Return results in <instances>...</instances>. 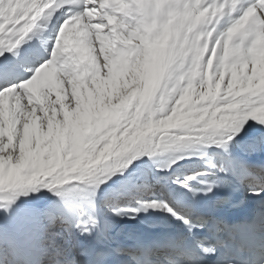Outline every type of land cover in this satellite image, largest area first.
<instances>
[{
	"label": "snow or ice",
	"instance_id": "snow-or-ice-1",
	"mask_svg": "<svg viewBox=\"0 0 264 264\" xmlns=\"http://www.w3.org/2000/svg\"><path fill=\"white\" fill-rule=\"evenodd\" d=\"M0 264H264V0H0Z\"/></svg>",
	"mask_w": 264,
	"mask_h": 264
},
{
	"label": "bare ground",
	"instance_id": "bare-ground-1",
	"mask_svg": "<svg viewBox=\"0 0 264 264\" xmlns=\"http://www.w3.org/2000/svg\"><path fill=\"white\" fill-rule=\"evenodd\" d=\"M50 31L51 30H47V32L44 35H47ZM152 215L153 214L151 213V210H150L149 213H141L140 216L137 217L135 221H128L127 217H125L121 220V223L127 222L130 225L137 228L138 230L142 232H146L148 231V229L146 228V225L144 223H141V221H148Z\"/></svg>",
	"mask_w": 264,
	"mask_h": 264
}]
</instances>
